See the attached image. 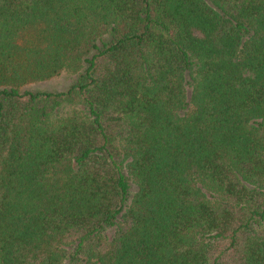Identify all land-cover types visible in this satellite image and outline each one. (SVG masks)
Masks as SVG:
<instances>
[{
    "label": "trees",
    "instance_id": "16d2710c",
    "mask_svg": "<svg viewBox=\"0 0 264 264\" xmlns=\"http://www.w3.org/2000/svg\"><path fill=\"white\" fill-rule=\"evenodd\" d=\"M0 264H264V0H0Z\"/></svg>",
    "mask_w": 264,
    "mask_h": 264
},
{
    "label": "rangeland",
    "instance_id": "374dc122",
    "mask_svg": "<svg viewBox=\"0 0 264 264\" xmlns=\"http://www.w3.org/2000/svg\"><path fill=\"white\" fill-rule=\"evenodd\" d=\"M71 75L63 71L60 75L54 76L44 82H39L35 86L46 89H64L69 83Z\"/></svg>",
    "mask_w": 264,
    "mask_h": 264
}]
</instances>
